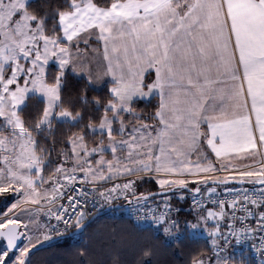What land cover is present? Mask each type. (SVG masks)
<instances>
[{
  "label": "crops",
  "instance_id": "obj_1",
  "mask_svg": "<svg viewBox=\"0 0 264 264\" xmlns=\"http://www.w3.org/2000/svg\"><path fill=\"white\" fill-rule=\"evenodd\" d=\"M58 24L62 43L93 30L87 41L102 53L98 86L109 83L116 101L158 99L155 169L136 173L263 180L256 164L264 158V0H119L109 7L75 0ZM120 137L109 139V149ZM51 187L40 199L54 195Z\"/></svg>",
  "mask_w": 264,
  "mask_h": 264
},
{
  "label": "rangeland",
  "instance_id": "obj_2",
  "mask_svg": "<svg viewBox=\"0 0 264 264\" xmlns=\"http://www.w3.org/2000/svg\"><path fill=\"white\" fill-rule=\"evenodd\" d=\"M28 1L0 0V227L9 221H16L23 232L22 243L15 251H7L0 240V264H21L27 249L46 239L43 220L39 225L42 213L38 206L44 200L40 197L47 193L50 185L53 193L57 180L69 173H80L91 181L107 182L117 179L113 186L121 196L127 195L133 179L144 173H148L164 188L202 184L213 178L228 177V174H220L174 178L157 176L159 174L153 172L136 173L140 169H155L153 124L141 123L129 116L121 117L120 113L129 112V106L114 98L109 104L113 114L103 115L89 130L109 135L113 130V120H117L120 125L118 132L121 135L112 137L121 136L119 143L115 146L113 144L110 149L107 144L89 147L82 135L77 134L69 140L70 156L57 166L52 178H44L41 169L43 160L35 150V139L23 127L17 110L25 103L27 96L35 94L45 101L39 127L49 126L52 119L74 121L76 118L68 111L57 108L62 71L71 68L74 73L85 76L92 86L100 87L98 85L103 81L102 53L98 46L87 41L88 37L94 35L92 29L84 30L64 43L45 35L39 23L26 11L25 4ZM74 4L75 1L72 2V5ZM51 63L61 69L53 84L45 81L47 66ZM199 153L201 151L197 152ZM168 169L161 172L167 173ZM251 173H257V170H252ZM249 177L247 179L256 180L259 175ZM231 185L233 184L206 185L204 188ZM185 194H188V191L177 192L179 197ZM167 199L168 196L163 197V203H167ZM136 203L138 202L133 204ZM190 211L196 213L193 220L187 224L189 233L205 237L211 247L217 246L222 237V228L225 229V224L218 220L221 210L210 206ZM85 216L86 214L82 213L77 221ZM174 221L167 218L163 221L164 227L160 228L165 231L166 239L170 241L182 235V230L172 229ZM211 233L217 236H211ZM234 253L230 246L223 253L202 255L193 264H244L242 259L245 262L250 260L247 255L238 257Z\"/></svg>",
  "mask_w": 264,
  "mask_h": 264
},
{
  "label": "trees",
  "instance_id": "obj_3",
  "mask_svg": "<svg viewBox=\"0 0 264 264\" xmlns=\"http://www.w3.org/2000/svg\"><path fill=\"white\" fill-rule=\"evenodd\" d=\"M73 1L75 0H29L25 4V9L35 22L39 23L45 35L62 41L58 17L61 13L71 10ZM90 1L100 7H109L111 3L119 0ZM60 71L58 66L49 64L45 81L49 84L55 83ZM150 81L151 74L147 73L143 85L146 86ZM113 101L109 83L94 87L86 77L68 68L62 71L57 108L68 111L76 118L74 121L52 119L49 126L39 127L45 101L35 94L26 97L17 114L23 127L35 139V150L43 160L41 169L44 178H52L57 166L70 156L71 137L81 134L85 144L91 147L106 144L112 136L120 135L117 120H113V130L109 135L89 130V127L98 123L103 115L113 114L112 108L109 107ZM158 106L159 102L155 96L149 99H135L129 103V112L119 115L152 124L156 120ZM187 186L201 188L202 184L194 183ZM171 187L175 188L172 192L154 194L141 199V196L165 189L150 175L144 174L133 179L127 195L117 197L109 205L123 204L132 197L136 199L134 202H138L136 204H161L165 196H168L167 203L184 205L189 193L179 197L177 192L187 190L183 189V185L166 188ZM133 203L129 206L134 205ZM109 205L82 218L78 225L96 214L78 233L46 238L39 243L44 244L42 248L27 249L24 264H193L202 255L211 254L210 242L205 237L191 235L188 231L187 224L193 220L196 213L194 211L182 209L170 216L173 221L175 219L172 229L182 230L180 237L170 241L166 239L165 231L160 230L164 223L157 228L142 226L121 212L125 206L106 209ZM246 261L241 260L244 264H254L249 259Z\"/></svg>",
  "mask_w": 264,
  "mask_h": 264
},
{
  "label": "built area",
  "instance_id": "obj_4",
  "mask_svg": "<svg viewBox=\"0 0 264 264\" xmlns=\"http://www.w3.org/2000/svg\"><path fill=\"white\" fill-rule=\"evenodd\" d=\"M256 165L264 180V158L260 157ZM116 181L94 182L77 172L60 177L54 184V195L38 206L46 237L69 235L82 213L100 210L121 196L113 186ZM210 206L225 211L227 215L220 243L212 247V252L223 253L232 246L237 256L247 255L255 264H264V183L203 189L195 194L189 193L182 206L144 204L126 206L121 212L136 224L157 228L167 217L182 209L199 210Z\"/></svg>",
  "mask_w": 264,
  "mask_h": 264
},
{
  "label": "water",
  "instance_id": "obj_5",
  "mask_svg": "<svg viewBox=\"0 0 264 264\" xmlns=\"http://www.w3.org/2000/svg\"><path fill=\"white\" fill-rule=\"evenodd\" d=\"M246 181H242V180H237V179H233V178H226V179H212L210 181L205 182L203 185H225V184H244ZM264 180L260 181V182H256V184H263ZM175 188L171 187V188H165V189H161L158 191H154L152 193L146 194L145 196H141V199H145L148 196L154 195V194H163V193H167V192H172ZM183 189L190 191L192 193H197L199 191V187L195 186L194 188H189L187 185H183ZM135 197L130 198L129 200L125 201L123 204H114V205H109L106 209H112V208H118V207H122L125 205H129L131 203H133L135 201ZM96 214H93L88 220H86L83 224L78 225L69 235L74 234V233H78L82 227L89 222L92 217H94ZM0 240L3 241L4 244V248L9 251H15L19 245L22 243L23 240V232L20 229V225L18 222L16 221H9L7 222L5 225L0 227ZM44 246V244H39L37 246H33L29 249L31 250H35V249H39L42 248ZM28 252H25L22 260H21V264H24V261L27 257Z\"/></svg>",
  "mask_w": 264,
  "mask_h": 264
}]
</instances>
